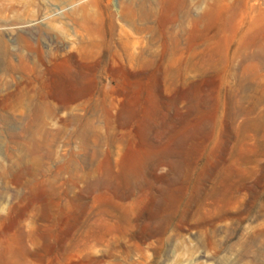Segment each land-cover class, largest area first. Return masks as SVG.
Returning <instances> with one entry per match:
<instances>
[{
    "label": "rangeland",
    "instance_id": "1",
    "mask_svg": "<svg viewBox=\"0 0 264 264\" xmlns=\"http://www.w3.org/2000/svg\"><path fill=\"white\" fill-rule=\"evenodd\" d=\"M0 264H264V0H0Z\"/></svg>",
    "mask_w": 264,
    "mask_h": 264
}]
</instances>
